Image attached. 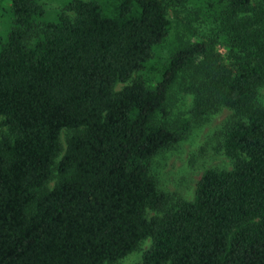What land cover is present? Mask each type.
Instances as JSON below:
<instances>
[{
    "label": "trees",
    "instance_id": "trees-1",
    "mask_svg": "<svg viewBox=\"0 0 264 264\" xmlns=\"http://www.w3.org/2000/svg\"><path fill=\"white\" fill-rule=\"evenodd\" d=\"M8 2L0 264H111L147 239L139 264H264V0H67L52 20L42 0ZM177 85L195 116L238 120L223 140L233 169L170 203L152 166L192 128L171 118Z\"/></svg>",
    "mask_w": 264,
    "mask_h": 264
},
{
    "label": "rangeland",
    "instance_id": "rangeland-1",
    "mask_svg": "<svg viewBox=\"0 0 264 264\" xmlns=\"http://www.w3.org/2000/svg\"><path fill=\"white\" fill-rule=\"evenodd\" d=\"M42 1L48 12V19L52 20L56 12L63 9L67 0ZM8 3V0H0V46L6 41L12 27V15L7 8L9 6ZM178 15L176 9L170 11V18L173 20L175 27H178L181 35L188 38L191 33L183 28L181 23V20H184L187 14L182 13L180 18ZM200 27L199 30L201 32L205 31L203 26L200 25ZM192 38L196 39L197 37ZM173 41L174 39L171 42ZM220 50L221 52L225 51L223 48ZM165 53L164 49L155 55L151 64L152 67L160 66ZM152 69L156 71L157 68ZM152 72L151 74H153ZM137 77L138 74H135L131 81L118 83L115 91H120L124 86L131 84ZM171 96L172 120L189 118L192 120V128L183 141L161 152L154 158L152 172L157 178L159 189L169 195L170 203H174L179 199L192 201L195 198L198 183L207 170L233 169L234 162L225 154L223 140L227 127L238 120V117H236L234 111L226 107H221L199 117L195 116L193 114V95L185 93L179 85L174 88ZM256 101L258 105L264 106V87L259 89ZM69 135L70 132L68 130L63 131L62 139L64 144H66ZM57 180L58 178L52 180L49 186L53 187ZM149 214L152 216L156 213L150 211ZM150 246L151 239H147L137 251L111 264H139Z\"/></svg>",
    "mask_w": 264,
    "mask_h": 264
}]
</instances>
